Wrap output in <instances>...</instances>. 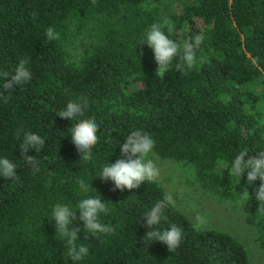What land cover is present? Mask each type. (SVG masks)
Segmentation results:
<instances>
[{
  "label": "trees",
  "instance_id": "16d2710c",
  "mask_svg": "<svg viewBox=\"0 0 264 264\" xmlns=\"http://www.w3.org/2000/svg\"><path fill=\"white\" fill-rule=\"evenodd\" d=\"M161 2L0 0V71L29 58L31 73L29 82L10 90L7 103L0 99V157L16 163L22 181L0 176V264H76L49 218L56 203L75 211L86 195L105 200L111 211L101 220L115 233L85 239L82 221H74L82 229L77 243L90 250L77 264H250L240 239L197 228L175 206L165 215L187 233L179 248L170 252L161 242L144 241V212L164 189L145 182L113 191L112 181L98 177L121 157L120 145L136 129L154 139L152 153L191 166L198 185L214 196L242 201L247 188L246 221L264 251V212L255 199L260 180L248 185L245 172L238 184L226 168L242 150L249 156L264 150V0H193L167 14ZM164 18L175 23L170 38L181 47L194 34L205 37L207 62L156 76L153 50L139 43ZM48 27L60 39L49 41ZM80 96L89 102L82 118L98 124L91 161L80 160L72 143L74 122L57 116ZM21 127L45 139L39 151L27 152L38 171L20 156ZM81 178L97 192L82 193L75 183Z\"/></svg>",
  "mask_w": 264,
  "mask_h": 264
},
{
  "label": "clouds",
  "instance_id": "9594fccd",
  "mask_svg": "<svg viewBox=\"0 0 264 264\" xmlns=\"http://www.w3.org/2000/svg\"><path fill=\"white\" fill-rule=\"evenodd\" d=\"M96 0H92L95 5ZM167 29L165 33L164 29ZM175 32V23L164 18L161 22H154L146 30L139 44H146L153 50L154 59L157 64L156 76L162 77L167 71L175 69L181 74L193 70L198 64L207 62L208 58L203 53L202 44L205 37L202 34H194L189 40L180 44L171 34ZM45 35L49 41L60 39V34L53 27L46 29ZM199 53V55H198ZM174 61H178L174 63ZM29 58H22L11 71H0V89L9 91V95H4L0 91V99L5 103L11 96L14 86L26 84L31 79V73L27 67ZM89 102L86 97L80 96L70 99L66 106L57 112V116L62 119L73 121L72 127L68 128L72 143L81 154V159L91 161L93 159L92 149L98 142V124L94 117L82 118L88 109ZM22 136V140H21ZM16 138L21 140L20 156L31 165L35 171L39 170L38 161L27 152L32 149L39 151L45 145V139L37 133L24 128L16 130ZM155 146V141L151 135L140 129L130 132L125 141L120 145L121 157L114 163L105 164L98 177L103 181H112L115 191L119 189L129 191L137 189L142 183H155L158 181L159 170L155 162L149 158ZM229 177L234 178L240 183L241 177L247 173L248 185L253 184L257 179L260 180L259 187L255 191V199L259 202L258 212H264V150L256 152L249 156L246 150L240 151L231 164L226 167ZM225 168V169H226ZM17 165L8 157H0V176L5 179L21 182L16 174ZM82 193H89L94 190L84 179L75 181ZM97 192V191H96ZM245 200L249 199L247 188L241 193ZM100 196H85L77 201L76 210H72L68 205L56 203L52 207L50 220H54V229L56 236L61 238L65 244L67 257L72 261L79 262L90 254L89 247L81 242L78 233L81 227L72 226L77 219L83 223L85 239L90 237L99 238L104 234H114L115 228L102 222L101 215H108L110 208ZM175 206V200L171 193H165L161 199H158L149 209L144 212L143 220L145 227L149 231L145 234L144 241H158L165 244L170 252L179 248L182 240L187 233L181 226L168 221L165 215L166 209ZM79 212L77 217L76 212ZM167 223L168 227H159L161 223ZM208 223L203 215L195 216V226L200 228Z\"/></svg>",
  "mask_w": 264,
  "mask_h": 264
},
{
  "label": "rangeland",
  "instance_id": "374dc122",
  "mask_svg": "<svg viewBox=\"0 0 264 264\" xmlns=\"http://www.w3.org/2000/svg\"><path fill=\"white\" fill-rule=\"evenodd\" d=\"M193 0H162L161 13H178L180 8ZM158 170V184L171 193L175 207L195 224V216L203 215L210 227L225 231L240 239L247 247L250 264H264V251L254 239L253 229L246 221V200H222L201 188L194 178L191 166L184 162L161 159L150 153Z\"/></svg>",
  "mask_w": 264,
  "mask_h": 264
}]
</instances>
